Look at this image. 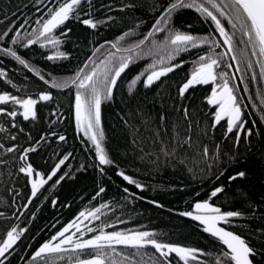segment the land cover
I'll use <instances>...</instances> for the list:
<instances>
[{
	"label": "trees",
	"instance_id": "1",
	"mask_svg": "<svg viewBox=\"0 0 264 264\" xmlns=\"http://www.w3.org/2000/svg\"><path fill=\"white\" fill-rule=\"evenodd\" d=\"M62 2L0 0V36L15 24L12 31L0 39V49L14 50L27 64V67L21 65L14 57L0 51V69L6 73L0 76V95L36 98L39 102L36 118L24 123L17 132L12 131L6 112L0 114V145H3L0 147V242L13 227L18 231L27 229L5 264H64L90 256L91 250H88L32 259L33 251L55 230L80 212L87 214L96 208H100L99 219L91 216L86 219L95 234H100L101 230L149 231L155 233L160 242L202 250L204 255L197 253V260L190 258L188 264H218L217 257L227 251L226 246L205 232L199 223L180 215L190 211L198 201L220 206L222 212H240L241 216L230 218L223 226L243 236L257 253L252 257L253 262L264 264V103H261L264 78L259 75L260 64L257 63L264 61V57L258 55V49L257 54H253L231 0H215L224 15L206 0L196 2L204 3L220 19L232 37V53L236 59H232L211 18L195 8L176 11L165 31L148 36L172 0H92L91 8L83 5L78 18L69 19L54 30L52 35L61 40L57 47L45 42L43 37L36 44L23 46L42 30L43 22L49 18V9H55ZM87 12L91 16L85 15ZM87 18L105 23L92 29L81 22ZM168 29L197 37L199 46L173 52L175 46L166 42ZM16 31L20 32L19 38L15 37ZM64 32L67 35H62ZM122 36L124 38L120 39ZM204 37H208L207 43L202 42ZM14 38L18 43L11 42ZM113 43L117 45L115 48ZM124 48L133 61L117 80L111 98H105L101 87L102 146L113 163L100 165L98 154L92 153L90 144L75 145L68 115L75 109L77 89L47 87L40 76L58 82L73 72H79L83 78L96 68L98 77H103L99 71L106 62L109 69L114 62L108 54H119ZM57 51L66 56L46 58L55 56ZM172 56L175 58L170 59ZM201 56L218 61L214 66L217 80L195 85L181 96L179 90L201 63ZM139 63L143 68H139ZM152 64L156 65L155 69L150 67ZM176 64L181 66L145 87L151 71ZM142 72L140 81L130 91L131 81ZM221 73L227 76L221 77ZM224 79L234 88L243 111L242 120L246 121L239 133L227 132V118L215 124L218 106L208 103L212 90L217 84L222 85ZM44 92L50 93L52 100L39 101L38 95ZM8 104H0V109L8 111ZM62 116H65L61 126L67 135L65 142L52 146L58 137L55 135L51 145L41 147L40 143L32 160L37 166H47L58 151L63 154L69 149V161L73 160L76 169L66 170L67 175L58 184L41 187L25 208L30 187L17 167L10 165L7 149L12 147L11 137L15 134L22 146L27 139L34 144L45 135L48 138L51 132L48 123ZM249 130L251 135L247 134ZM16 161L18 163V159ZM120 172L142 188L124 180ZM240 172L244 176H239ZM217 187L224 191L211 197ZM101 188L103 192L99 191ZM115 247V254L106 250L107 264H154L157 258L163 259L151 246L140 250ZM172 259L173 264H184L175 254Z\"/></svg>",
	"mask_w": 264,
	"mask_h": 264
},
{
	"label": "snow or ice",
	"instance_id": "2",
	"mask_svg": "<svg viewBox=\"0 0 264 264\" xmlns=\"http://www.w3.org/2000/svg\"><path fill=\"white\" fill-rule=\"evenodd\" d=\"M39 3H44V0H38ZM208 4H211L213 8L220 11L221 15H224L223 9L220 5L215 3V0H206ZM231 4L234 8L235 16L237 20H241V28L244 29V35L248 37V42L251 43L253 48V54H257L261 57H264V0H231ZM83 5H87L89 8L92 7V0H63L62 3H59L55 9H49V18L45 20L42 24V30L37 34L35 39H29L27 44L23 45L27 47L30 44H36L38 40L43 37L48 44L53 47H57L61 40L54 35V30L64 25L69 19H75L79 17L80 10ZM131 7V5H129ZM185 8H195L197 12H200L207 17H210L211 20L215 23L216 28L219 30L221 36L224 37V43L228 45L229 51L232 50V37L226 31L224 25L218 19L217 15L213 11L209 10L204 3H197L196 0H172L169 3L164 12L157 18L152 31L148 33V36L153 35L154 32H163L168 28V25L171 23V17L173 13L180 9ZM85 15L91 16L90 12L85 13ZM108 19H113L109 17ZM84 25L89 26L92 29H96L98 24L105 23V21H95L92 18L83 19L81 21ZM250 22V23H249ZM2 23V21H0ZM27 23V19L25 20ZM37 23H40V20H37ZM162 25V26H161ZM236 25L233 24V27ZM15 27V24L10 26L7 31L3 33V36H7L8 32L12 31V28ZM70 31V29L68 30ZM167 43L175 46L173 52L179 53L182 51H188L189 47L197 48L199 45L197 43L198 38L181 32L179 30L168 29ZM62 35H67V32L62 33ZM125 35H128L125 33ZM3 36H0V39H3ZM15 37H20V32L16 31ZM12 39V43H18V39ZM124 37H120L123 39ZM204 43L208 42V37H204ZM43 46V45H41ZM115 43L112 44V47H116ZM119 50V49H118ZM6 55H10L19 61L21 65L27 64L24 59H22L17 53L10 48L0 49ZM131 51V50H129ZM114 55V54H113ZM66 54L60 51H57L55 56H49V60L56 58H63ZM174 59L175 57H169ZM232 59H236L235 56ZM133 57H121L119 66L116 68L112 78L109 80V68L107 64L105 65L102 71H99V75L103 76V80L98 79V69L94 68L90 73L86 74L81 78L78 74L75 79L71 80L70 83L75 85L77 88L75 94V118L76 123L79 128L82 129L84 135L88 136L92 143L95 145V151L99 157L100 165H111L113 161L109 158L105 148L102 146V137L103 130L100 127L101 124V103H102V89L100 85H103V94L105 98H111L113 89L117 84V80L120 78L121 74L129 67V64L132 63ZM201 63L195 70L192 72L190 79H188L180 88V95L183 96L190 88L195 85H207L209 83H215L217 80V73L215 72L214 66L218 64V61L212 57H200ZM110 63V61H109ZM163 63V61H160ZM260 64L259 75L261 78H264V61H257ZM180 64L174 66L162 67L158 71L153 70L146 77L145 87H150L153 83L158 81L161 77L166 76L168 73L172 72L174 68L180 67ZM231 67V65H228ZM87 67V65H85ZM152 69H155L156 65H150ZM248 67H252V63L248 62ZM239 70V69H238ZM6 73L0 69V76H5ZM39 75V73H37ZM137 75L130 84L131 89L140 81L141 76ZM221 77H226L227 73H221ZM255 78V74H253ZM41 80H44V77L40 76ZM11 83V81H8ZM47 83V81H45ZM52 87H64L67 85H60L55 82L52 83ZM219 88L220 91L216 89ZM234 88L229 85L227 79L223 80V84H217L211 92V96L208 99V103L218 106V111L215 112L214 123L220 124L222 120L226 119L227 132H241L243 131V125L246 121L242 120L243 111L238 101L237 95L234 94ZM262 99L261 103H264V92L261 93ZM52 96L49 93H44L39 96V101H50ZM11 102L14 105H19L22 109L23 119L28 120L30 117L32 119L36 118V105L38 101L32 98H18L12 96L11 94L5 93L0 95V104H8ZM185 115L187 116V109L184 110ZM10 117H15L17 115L16 111H7L6 109H0V114L5 113ZM15 126V125H13ZM248 135H251V131L247 132ZM15 139V137H11ZM60 140H64L63 136L59 137ZM3 147V145H0ZM14 148H9L7 151L12 152ZM35 151L34 148H28L24 151V154L20 156V160L25 161V166L19 168V171L26 173L31 176L34 172L33 166L30 163H27V154L29 152ZM205 154H207V149L205 148ZM64 159L60 160L59 164H63ZM59 164L56 166V169L51 172L48 176V180H51L53 176H56V172L59 170ZM124 180L128 181L130 184H135L137 188H142V185L138 184L131 177L125 175L123 172L119 173ZM239 176H244L243 172L238 173ZM59 179H63L60 177ZM230 179H236V177H230ZM58 182V181H57ZM47 183V180L41 176L38 181H33L32 183V196L35 197L36 193L40 190L43 185ZM103 192L104 189L99 190ZM125 192L128 189L124 190ZM222 187H217L211 192V197H216L219 193L223 192ZM103 207V206H102ZM100 212V208H96L93 212H88L87 215L85 212H80L77 219L83 217L87 218L91 216L93 219H99L97 215ZM180 215L191 217L193 220L199 221L201 224L206 225L204 231L211 234L214 238L220 241L224 246H226L227 251H223L220 257H217L218 264H253V259L257 255L255 249L250 247L244 238L240 235L235 234L232 231L226 230L224 227L219 226L221 222L228 224L230 218L239 217L242 214L237 211L221 212L219 207L214 206L209 201L197 202L195 204V212H183ZM76 227L77 231H80L79 225L76 221H73L69 225L63 228L62 231L58 233L56 237H53L51 241L44 243L32 257L33 260L41 257L45 253H61L68 251L65 248V245H71L72 251L76 252L79 250L80 253L89 252V255L92 258L89 259H79L77 258V264H105V259L108 257V251L110 250L113 254L116 253L117 245H122L124 247L140 250L144 249L147 246H151L159 253V257L163 258L162 260L157 258L154 261V264H173V254L178 259V261H183L184 264H188L189 259L197 260V253L204 255L202 250L188 248L183 246H178L170 243L160 242L155 238V233L149 231H135V232H122V231H112L105 232L100 231V234L95 235L90 239H76L73 240V236H65L66 233L70 231L71 228ZM27 229L18 231L17 227H13L6 234V239L0 242V264H4V258L6 254H10L14 250V246L20 240L21 235ZM88 232L94 231L92 228L87 229ZM75 235V233H73ZM59 237H64V239H59ZM59 239L58 243H53V241Z\"/></svg>",
	"mask_w": 264,
	"mask_h": 264
},
{
	"label": "flooded vegetation",
	"instance_id": "3",
	"mask_svg": "<svg viewBox=\"0 0 264 264\" xmlns=\"http://www.w3.org/2000/svg\"><path fill=\"white\" fill-rule=\"evenodd\" d=\"M45 42H47V41H45ZM121 51L122 52H120L119 54H117L116 52H112V53L108 54L111 58L114 59V62H112V65H110L111 68L109 69V80L112 78V75L114 74L116 68L119 65H117V67L114 69V71H112V67L115 66L116 64H118L117 61L121 60V57H127V49L124 48ZM230 55L233 57V53H230ZM46 58L48 59V57H46ZM12 59H14V58H12ZM14 60H13V62H14ZM106 64H107V62H106ZM139 64H140L139 68H143L141 66V63H139ZM78 74L80 75L79 72H76V73L73 72L72 74H67L65 77L61 78L60 81L55 82L57 84L67 85V86L56 87V88L60 89V90L64 89L65 87H73V89H77L75 87V85H72L70 83V81L75 79ZM120 77H122V74H121ZM98 79L99 80H103V77H98ZM42 81H43V83L46 84L47 87H52L51 85H52L53 81L51 79H47V78L44 77V80H42ZM45 81H47V83ZM116 85H118V84H116ZM100 87H103V85H100ZM11 88L15 89V87H11ZM39 96H40V94L38 95V97ZM32 99H36V98H32ZM36 100L38 101V99H36ZM38 107H39V102L36 105V114H37V111H38ZM13 110L16 111L17 115L14 118L10 117V116H7L8 117V123H9L12 131H16L17 132V130L18 131L22 130V128L24 127V123L32 121V118L30 117L28 120L23 119V115H22L23 109L19 105H14L11 102H9L8 111H13ZM68 117L70 118L69 122H71V124H72V129H73V133H74L73 135L75 137V145L77 146V144L80 145L81 143L90 144L92 153L93 154H97V152L95 151V145L92 143V141L89 139L88 136L84 135V132L82 131V129L77 126L76 118H75V109H73V114L71 116L68 115ZM64 119H65V116H62V117L56 118L54 121L52 120L51 122H49L48 123V128H49V130L51 132L48 134V138H47V135H45L44 137L39 139L40 141H38V142H36L34 144H31V141H29V139H27V142H25L24 146H22V145H20V142L18 141L16 135L15 134L12 135V137L14 136L15 139L11 138V143L10 144H11L12 147H10V148H14L15 150L10 152V156H11V159H10L11 164L10 165H12V164L15 165L17 167L18 171H19L20 167L25 166V161L20 160V156L24 154V151L26 149L34 148L35 151L29 152L27 154V163H30L33 166V169H34L33 176H34V180L35 181H38L41 178V176H43V178L45 180H47V183L45 185H47V184L51 185L52 183L53 184H58L62 180V179H59V178L60 177L64 178L67 175V171L66 170L76 169V165L72 162L73 160L69 161V157L71 155V151L69 149H68V151L64 152L63 154H59V151H58L56 153V155L52 157V162L49 165H47V166H37V165L34 164V162L32 160V157L35 158L34 154L38 150L37 146L40 145V143H42L41 147L47 146L48 144L51 145V142L53 140L52 138L55 135H58V137L55 139V142H54V144H52V146L57 147L58 146L57 144L65 142V139H66L67 135L64 133V131L61 130L62 129L61 126H63ZM13 125H15V126H13ZM60 136H63L65 139L64 140H60L59 139ZM65 157H67V159L64 160V163L63 164H59L60 160L64 159ZM16 159H18V163H16L17 162ZM58 164H59V170L56 172V176H53L51 180H48V176L51 174V172L53 170L56 169V166ZM20 173H22V172H20ZM22 175H23V177L25 179V182H27L28 186L30 187V195H31L30 176L27 175L26 173H22ZM45 185H43V186H45ZM190 211H193V207H192V209ZM187 212H189V211H187ZM78 216H79V214L75 218L71 219L70 221H67L62 227H60L57 230H55V232L51 235V237L48 238L46 241L51 240L60 231H62L64 227H66L67 225H69L73 221H76V223L79 225L80 231H77L76 227H73V228L70 229V231L68 233L65 234V236L72 235L73 236V240H76V239H90V238L94 237L95 235H98V234H95L94 231H92V232H88L87 231L88 228L94 229L93 226L90 225V222H86L87 218L81 217V218L77 219ZM131 232H135V231H131ZM73 233H75V235H73ZM59 239H64V237H59ZM59 239L55 240L54 243H58ZM64 247L68 249V251H65V252L72 251V246L71 245H65ZM35 250L33 251V253L35 252ZM77 251H79V250H77ZM33 253H32V257H33ZM49 254H52V253H49ZM12 255H13L12 251L10 252V254H6V258H4V264L10 261V258H11ZM44 255H47V254H44ZM44 255H42V256H44ZM89 257H91V256H88V257H85V258H89ZM82 259H84V258H82Z\"/></svg>",
	"mask_w": 264,
	"mask_h": 264
},
{
	"label": "water",
	"instance_id": "4",
	"mask_svg": "<svg viewBox=\"0 0 264 264\" xmlns=\"http://www.w3.org/2000/svg\"><path fill=\"white\" fill-rule=\"evenodd\" d=\"M222 38H223V40H224V37L222 36ZM226 46H227V48H228V45L226 44ZM228 50H229V48H228ZM230 53H232V50L231 51H229ZM159 69H157V71H158ZM218 91H220V90H218ZM45 93V92H44ZM44 93H40V95L41 94H44ZM50 94V93H49ZM33 181H34V176H33V174L30 176V183H31V195H30V197H29V199H28V202H27V204H26V206H25V208L29 205V203H30V201L34 198L33 196H32V183H33ZM149 201V200H148ZM150 202H152V203H155V204H157V205H160L159 203H156V202H154V201H150ZM198 202H203V201H198ZM197 203V202H196ZM195 203V204H196ZM195 204H194V206H193V211H190V212H195ZM214 205V204H213ZM214 206H216V205H214ZM216 207H219V206H216ZM220 209H221V207H219ZM222 212V211H221ZM87 215V214H86ZM185 217H187V218H189V219H192L191 217H188V216H185ZM193 220V219H192ZM193 221H195V222H197V223H199L202 227H203V229L206 227V225H203V224H201L199 221H196V220H193ZM219 226H221V227H224L226 230H229V231H232V230H230V229H228V228H226L225 226H223V222H221L220 223V225ZM232 232H234V231H232ZM235 234H238V233H236V232H234ZM209 234V233H208ZM58 235V234H57ZM56 235V236H57ZM211 235V234H210ZM239 235V234H238ZM56 236H54V237H56ZM241 236V235H240ZM242 238H244L243 236H241ZM5 239H6V237H5ZM52 240V239H51ZM51 240H49V241H51ZM49 241H45V242H43L36 250H35V252L44 244V243H46V242H49ZM53 243H54V241H53ZM117 246H122V245H117ZM179 246V245H178ZM35 252L33 253V256H34V254H35ZM45 254H49V253H45ZM44 255V254H43ZM89 258H92V257H89ZM89 258H85V259H89ZM65 264H77V261H74V262H70V263H65ZM105 264H107L106 263V261H105ZM253 264H255L254 262H253Z\"/></svg>",
	"mask_w": 264,
	"mask_h": 264
}]
</instances>
